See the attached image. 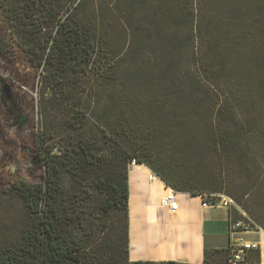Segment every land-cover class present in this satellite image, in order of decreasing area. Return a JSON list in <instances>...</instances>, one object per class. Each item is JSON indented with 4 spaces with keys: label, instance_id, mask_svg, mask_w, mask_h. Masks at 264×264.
I'll return each instance as SVG.
<instances>
[{
    "label": "rangeland",
    "instance_id": "1",
    "mask_svg": "<svg viewBox=\"0 0 264 264\" xmlns=\"http://www.w3.org/2000/svg\"><path fill=\"white\" fill-rule=\"evenodd\" d=\"M83 1L87 14L100 24L101 37L108 45L89 73L84 78L80 76V87L73 88L72 101L89 113L88 125L131 127L136 129V135L152 125H162V142L152 144L153 151L143 147L140 152L144 157L160 166L167 159L172 166L165 162V167L172 168L173 179L233 199V194L256 199L264 217V0H193V25L174 26L166 21L159 45V30L148 16L152 11L154 15L160 1L171 0H149V8L155 10L145 9L146 13L134 20L142 17L143 23L135 24L133 29L121 22L118 0ZM163 2L160 4L166 5ZM133 31L141 35L136 43ZM141 39L146 41L144 51L131 54L129 50L142 44ZM0 40L1 242L16 236L24 223L23 206L10 191L13 183L43 180L45 166L39 156L37 134L43 125L50 129L68 125L73 111L56 105L53 90L43 83L46 68L33 64L2 10ZM167 58L172 61L171 72L166 71L165 63L159 73L152 70L154 61L165 62ZM139 72H145L147 83L132 86L125 82L129 75ZM201 80L203 87L197 90ZM73 81L70 78L66 83L70 86ZM5 84L10 87V99L6 97ZM179 84H186L195 103L193 110L186 109L190 115L186 121L181 120L183 93L178 99L170 88L176 89ZM217 102L224 116L211 125L209 116ZM183 124L190 126L192 134L175 135L176 128ZM223 130H227V138L241 133L237 148L216 145ZM157 145L160 146L156 148ZM65 183L69 187L68 179ZM101 201L102 195L92 190V197L74 207L90 243L99 242L106 226L116 223L113 216L100 214ZM242 210L246 217L237 208L234 216L255 222Z\"/></svg>",
    "mask_w": 264,
    "mask_h": 264
},
{
    "label": "trees",
    "instance_id": "2",
    "mask_svg": "<svg viewBox=\"0 0 264 264\" xmlns=\"http://www.w3.org/2000/svg\"><path fill=\"white\" fill-rule=\"evenodd\" d=\"M175 1L179 3L175 5L172 0L170 3L160 1L166 5L159 2L154 15L152 11L148 16L154 19L159 30L156 32L158 45L161 39L163 41L160 34L161 29L167 26L166 21L174 26L194 23L193 0ZM118 4L121 5V22L132 29L135 24L140 26L143 23L142 17L140 21L134 20L145 14V9H153L149 8V0H118ZM0 10L6 22L12 25L13 35L33 64L37 68H46L43 83L45 88L53 90L56 105L73 111L68 125L51 129L43 125L37 134V148L45 166L43 180L36 183L17 181L10 188L21 202L25 217L16 236L0 242V264H188L174 261L131 262L129 259V167L133 161L147 165L167 187L177 192L193 195L214 192L198 188L187 181L173 179L172 165L167 159L160 166L142 155L140 151L143 147L153 151L152 144L162 142V125H152V128L143 129L144 133L138 135L136 129L131 127L88 125L89 113L80 103L72 101L73 88L77 90L80 87L82 78L95 66L100 59L99 54L108 45L106 39L101 37L100 24L87 14L84 1L0 0ZM140 36L133 31L134 43ZM145 42L141 39L142 44L129 52L140 54L145 49ZM164 61H154L152 70L159 73L165 63L166 71L171 72L172 61L168 58ZM70 78L75 81L68 86L66 82ZM125 82L132 86L147 83L145 72L129 75ZM197 84L198 90L204 83L201 80ZM209 84L212 86V83ZM170 88L173 94L178 95V99L183 93L180 100L185 107L180 108L183 112L181 120L186 121L190 117L185 113L186 109H194L193 96L188 95L186 84H179L176 89L173 86ZM211 92L219 100L213 89ZM222 109L219 102L214 104L209 116L211 125H216V121L224 116ZM15 114L22 120L18 112ZM176 130L175 135L185 137L193 132L190 126L184 124ZM227 134V130H223L216 145L237 148L241 133L229 138ZM149 141L151 144H148ZM165 162L169 168L165 167ZM66 179L69 180V187L65 183ZM92 190L102 195L100 214L116 218L115 225H107L103 238L97 243L88 241L84 234L85 227L79 226L81 219L75 211L78 202L92 197ZM233 197L255 221H252V226L264 229V217L257 205L261 204L256 199H244L242 195L233 194ZM234 218L244 219L241 216ZM228 261L229 249L205 250L203 264H228Z\"/></svg>",
    "mask_w": 264,
    "mask_h": 264
},
{
    "label": "crops",
    "instance_id": "3",
    "mask_svg": "<svg viewBox=\"0 0 264 264\" xmlns=\"http://www.w3.org/2000/svg\"><path fill=\"white\" fill-rule=\"evenodd\" d=\"M129 188L131 262L203 264L207 248L228 249L243 237L260 244L259 251H251L248 264H264V230L255 227L250 232L231 233L229 208L204 206L200 195L178 192L179 207L171 211L161 203L171 188L138 162L129 167Z\"/></svg>",
    "mask_w": 264,
    "mask_h": 264
},
{
    "label": "built area",
    "instance_id": "4",
    "mask_svg": "<svg viewBox=\"0 0 264 264\" xmlns=\"http://www.w3.org/2000/svg\"><path fill=\"white\" fill-rule=\"evenodd\" d=\"M177 191L170 189L168 194L162 198V205L169 208L171 211H176L179 207ZM203 205L212 206H223L231 210L230 216V232H250L255 227L252 226V221H247L246 219H235L234 218V208H237L245 217L246 213L240 209L235 203L234 199L223 193H202L200 194ZM262 230L261 227H258ZM264 230V229H263ZM258 241L247 240L243 237L237 239L234 243H231L228 247L229 249V261L228 264H248V255L252 250L259 249Z\"/></svg>",
    "mask_w": 264,
    "mask_h": 264
},
{
    "label": "water",
    "instance_id": "5",
    "mask_svg": "<svg viewBox=\"0 0 264 264\" xmlns=\"http://www.w3.org/2000/svg\"><path fill=\"white\" fill-rule=\"evenodd\" d=\"M4 90L6 91V97L10 99L11 95H10V87L8 84L4 85ZM136 162V161H134Z\"/></svg>",
    "mask_w": 264,
    "mask_h": 264
},
{
    "label": "bare ground",
    "instance_id": "6",
    "mask_svg": "<svg viewBox=\"0 0 264 264\" xmlns=\"http://www.w3.org/2000/svg\"><path fill=\"white\" fill-rule=\"evenodd\" d=\"M134 163H135V162L133 161L131 164H134ZM139 165H140V164H139ZM141 166H142V165H141ZM137 169H138V168H137ZM138 171H139V170H138ZM134 201H137V200L134 199ZM134 201H133V202H134ZM135 203H136V202H135Z\"/></svg>",
    "mask_w": 264,
    "mask_h": 264
}]
</instances>
